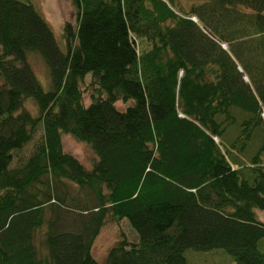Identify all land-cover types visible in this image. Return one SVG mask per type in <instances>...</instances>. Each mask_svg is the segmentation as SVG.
<instances>
[{"label":"trees","instance_id":"trees-1","mask_svg":"<svg viewBox=\"0 0 264 264\" xmlns=\"http://www.w3.org/2000/svg\"><path fill=\"white\" fill-rule=\"evenodd\" d=\"M70 1L56 38L32 0H0V264H186L188 249L264 264V0ZM65 181L95 200L72 223ZM123 219L136 239L97 262L99 230Z\"/></svg>","mask_w":264,"mask_h":264},{"label":"rangeland","instance_id":"rangeland-1","mask_svg":"<svg viewBox=\"0 0 264 264\" xmlns=\"http://www.w3.org/2000/svg\"><path fill=\"white\" fill-rule=\"evenodd\" d=\"M33 3L37 5L40 9V13L44 16L45 20L51 27L56 38H60L62 26L64 22H70L74 24L76 18V11L72 2L70 0H32ZM199 1V0H180V4L186 9L190 3ZM31 67L33 68L35 74L39 78L42 87L46 89L47 84L45 81V70L42 66V63L36 57H31ZM84 102L88 103L89 99L87 94L84 96ZM120 102H117L116 105L119 106ZM61 145L62 149L67 153L73 155L77 158L86 168H90L94 154L88 147L83 143L75 140L71 135L63 134L61 136ZM256 143L253 146H249L247 152L244 154H239L238 158L236 155L237 163L247 164L250 151L256 147ZM27 147L24 148L20 155H23ZM65 185L60 186V192L67 191L69 196L74 197L76 207L69 206L67 200L65 207L60 213L62 215L63 222L72 223L74 220L78 221L80 218H85L86 213L83 208L84 205H93V197L87 193L85 190L78 189L72 183L67 181L64 182ZM257 219L264 223V210H255ZM120 232L124 233L125 237L128 240H135V232L128 226L126 220L123 219L117 221V223L107 220L104 226L99 230L97 236L95 237L92 247L91 254L93 258L99 262L103 263L105 258V253L108 248L113 245L119 239ZM38 240V238H37ZM257 249L260 253L264 254V237L259 240L257 244ZM184 258L186 264H237L233 257L230 256L223 249H211L206 251H196V250H186L184 251Z\"/></svg>","mask_w":264,"mask_h":264},{"label":"built area","instance_id":"built-area-1","mask_svg":"<svg viewBox=\"0 0 264 264\" xmlns=\"http://www.w3.org/2000/svg\"><path fill=\"white\" fill-rule=\"evenodd\" d=\"M190 19L193 20V21H195V22L197 21L196 18H195L194 16L190 17ZM224 46H225L224 44H221V47L224 48Z\"/></svg>","mask_w":264,"mask_h":264}]
</instances>
